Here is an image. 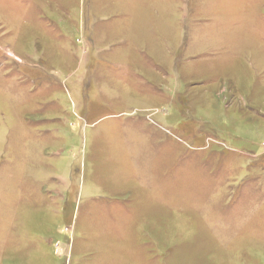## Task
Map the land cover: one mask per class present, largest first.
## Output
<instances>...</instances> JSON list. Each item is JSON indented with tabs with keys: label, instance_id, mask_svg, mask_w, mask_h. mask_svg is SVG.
Listing matches in <instances>:
<instances>
[{
	"label": "rangeland",
	"instance_id": "1",
	"mask_svg": "<svg viewBox=\"0 0 264 264\" xmlns=\"http://www.w3.org/2000/svg\"><path fill=\"white\" fill-rule=\"evenodd\" d=\"M0 264H264V0H0Z\"/></svg>",
	"mask_w": 264,
	"mask_h": 264
},
{
	"label": "crops",
	"instance_id": "2",
	"mask_svg": "<svg viewBox=\"0 0 264 264\" xmlns=\"http://www.w3.org/2000/svg\"><path fill=\"white\" fill-rule=\"evenodd\" d=\"M20 222H21V220L18 222V224H20ZM21 247H22L21 245L20 246L17 245V251H19Z\"/></svg>",
	"mask_w": 264,
	"mask_h": 264
}]
</instances>
